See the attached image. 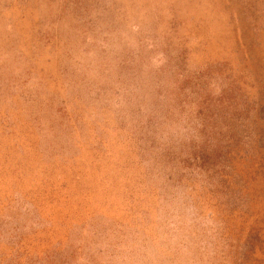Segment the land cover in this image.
<instances>
[{"label": "rangeland", "instance_id": "1", "mask_svg": "<svg viewBox=\"0 0 264 264\" xmlns=\"http://www.w3.org/2000/svg\"><path fill=\"white\" fill-rule=\"evenodd\" d=\"M0 264H264V0H0Z\"/></svg>", "mask_w": 264, "mask_h": 264}, {"label": "bare ground", "instance_id": "2", "mask_svg": "<svg viewBox=\"0 0 264 264\" xmlns=\"http://www.w3.org/2000/svg\"><path fill=\"white\" fill-rule=\"evenodd\" d=\"M214 36V35H213ZM215 37H216V35H215Z\"/></svg>", "mask_w": 264, "mask_h": 264}]
</instances>
